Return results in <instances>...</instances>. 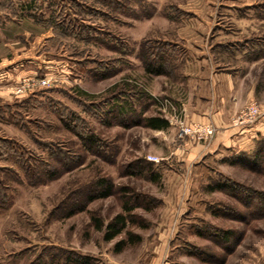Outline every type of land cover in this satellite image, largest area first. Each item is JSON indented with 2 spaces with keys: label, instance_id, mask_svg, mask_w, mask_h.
Masks as SVG:
<instances>
[{
  "label": "rangeland",
  "instance_id": "374dc122",
  "mask_svg": "<svg viewBox=\"0 0 264 264\" xmlns=\"http://www.w3.org/2000/svg\"><path fill=\"white\" fill-rule=\"evenodd\" d=\"M190 29L264 103V0H0V264L72 252L93 264H264V161L230 149L182 160ZM160 55L167 73H148L145 58ZM30 77L51 83L15 92ZM160 115L168 128L141 121ZM47 167L62 173L39 178ZM101 178L113 194L89 201ZM126 195L139 196L131 213ZM120 213L131 221L106 240L97 220ZM128 231L141 240L118 250Z\"/></svg>",
  "mask_w": 264,
  "mask_h": 264
},
{
  "label": "crops",
  "instance_id": "0c3cea01",
  "mask_svg": "<svg viewBox=\"0 0 264 264\" xmlns=\"http://www.w3.org/2000/svg\"><path fill=\"white\" fill-rule=\"evenodd\" d=\"M195 33L192 30L190 41L197 47L189 49L184 68L191 99L183 103V110L189 124H211L217 132L211 140L184 141L183 147L187 151L182 152V160L191 162L202 155L207 157L209 154L224 153L226 149L252 151L260 141H264V103L255 99L254 90L242 92L232 72L217 69L212 60L213 54L204 46V37L193 35ZM255 61H264V56ZM249 102L259 104L260 118L245 127L235 126V115ZM158 262L156 259L153 263Z\"/></svg>",
  "mask_w": 264,
  "mask_h": 264
},
{
  "label": "trees",
  "instance_id": "16d2710c",
  "mask_svg": "<svg viewBox=\"0 0 264 264\" xmlns=\"http://www.w3.org/2000/svg\"><path fill=\"white\" fill-rule=\"evenodd\" d=\"M150 57L147 56L144 60V64L146 65V69H147V72L148 73H151V74H154V75H164L167 73V70H166V65H167V59L165 56H162L160 55L159 57H157V60H149ZM142 122L145 123V125L147 127H150L152 129H165V128H168L170 123H169V120L163 116H150L148 118H145L144 120H141ZM140 121V122H141ZM83 136V135H82ZM86 142H88L89 144H92V145H96L98 139L93 136V135H84L82 137ZM248 160V159H246ZM262 160L264 161V141H260L256 147V149H253V153L249 156V161H246L244 163H247V164H252V166L256 167L258 164H260V162H262ZM136 167L138 169H141L140 166L136 165ZM136 171H133V173H135ZM62 172L59 171L57 168H55V170L53 172H50V169H48V167L42 172V173H39V178L42 177H47L46 179L47 180H51L55 177H57L59 174H61ZM43 174V175H42ZM157 176L154 177V179L156 180ZM38 180H41V179H37V180H33V182H36ZM45 180V181H47ZM97 188L99 190H97L98 194L97 195H89L88 196V200L89 201H93L95 200L97 197H101V198H107L109 197L110 195L113 194V190H114V184L109 180V179H106V178H101L98 182H97ZM229 184L226 183V184H221V185H218L217 188L218 189H221V190H227V189H230L228 186ZM123 190L125 191H129L128 189L126 188H123ZM130 192V191H129ZM129 195V194H128ZM126 195V201L124 202V210H126L127 213H131L136 207H139V204L138 202H134L133 201H136L137 198H139V196H128ZM258 195H259V199L264 202V192H258ZM85 206L87 205H84L80 211L84 210L85 209ZM73 213H75L74 211L73 212H70L69 214L72 215ZM130 216H127L123 213H120L118 215L115 216V218L110 221L108 224H103L102 221L100 220H97V227L98 229H103L105 228L106 229V232H105V239L106 240H112L114 238H116L119 234H121L123 232L124 229H126L127 227V224L129 222V220L131 221V215L132 214H129ZM232 231L231 230H227L224 234H223V237L222 238L225 242H226V239H229L230 236L232 235ZM128 234V237L130 239L125 240H120L117 244V249H122L124 247V245L129 242V241H132V242H139L141 239H140V236L131 232V231H128L127 232ZM39 264H49V262H39ZM52 264H93V259L90 257V256H87V255H83V254H78L77 252H72L70 255H66L64 258H61L60 260H58L56 263H53Z\"/></svg>",
  "mask_w": 264,
  "mask_h": 264
},
{
  "label": "built area",
  "instance_id": "2783aa9c",
  "mask_svg": "<svg viewBox=\"0 0 264 264\" xmlns=\"http://www.w3.org/2000/svg\"><path fill=\"white\" fill-rule=\"evenodd\" d=\"M51 80L48 78L30 77L24 79V83L16 87L17 93L23 92L35 86L50 85ZM165 107H173L169 100H165ZM233 119V123L237 127H245L256 122L261 116V110L257 102H250L243 107ZM216 128L211 124L192 123L189 124L186 120L179 122V137L190 138L193 140H211L216 134Z\"/></svg>",
  "mask_w": 264,
  "mask_h": 264
}]
</instances>
